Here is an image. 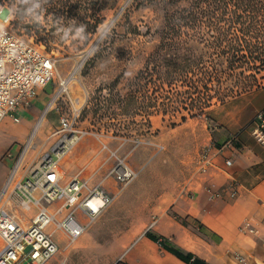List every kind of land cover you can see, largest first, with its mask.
I'll return each mask as SVG.
<instances>
[{"label":"crops","instance_id":"crops-1","mask_svg":"<svg viewBox=\"0 0 264 264\" xmlns=\"http://www.w3.org/2000/svg\"><path fill=\"white\" fill-rule=\"evenodd\" d=\"M86 97L87 94L78 97L76 105L83 104ZM36 105L41 109L44 106L40 93L21 112L22 118L25 113L31 114L32 120H26L29 132L34 113L39 110ZM54 106L50 105L48 113ZM261 111H264V85L212 107L209 113L212 123L209 119L195 122L192 117L179 123L173 128L176 140L193 145L183 146L185 156L168 167L170 175H161L164 185L156 190L144 189L127 206L124 218L115 217L103 223L102 217L112 208L116 196L70 246L68 238L58 232L60 250L47 264H242L235 258L236 252L247 256L252 264H264V141L255 132L256 116ZM56 129L46 138L50 140L48 147L39 149L41 155L38 151L28 160V152L36 143L33 139L22 162V173L51 150L55 142L51 136ZM200 135L207 140H199ZM25 142L16 150L10 149L14 156ZM46 142L42 141L41 147ZM210 142L215 144L213 164L206 171H199L200 154ZM103 143L76 169L75 158L82 156L88 146L86 141L79 142L62 162L63 182L81 173L91 186L101 183L108 193L115 194L119 184L111 174L115 164L108 161L110 155L102 158L104 146H109ZM191 149H195L194 155H187ZM228 159L232 161L230 165ZM3 160L10 164V171L13 161L6 157ZM210 183L221 192L219 197L213 198L207 191ZM233 190H237L236 196H231ZM246 220L257 228L256 233L241 231ZM148 233L159 238L153 239ZM173 249L190 254L191 258H182Z\"/></svg>","mask_w":264,"mask_h":264},{"label":"rangeland","instance_id":"rangeland-1","mask_svg":"<svg viewBox=\"0 0 264 264\" xmlns=\"http://www.w3.org/2000/svg\"><path fill=\"white\" fill-rule=\"evenodd\" d=\"M2 8L6 7H1L0 10ZM102 14L104 21L91 35L88 45L82 46L83 27L78 26L65 42L54 44L48 49L56 60V74L52 82L39 90L44 106L41 109L39 105H36L39 110L34 113L30 132L26 126V120H32L31 114L25 113L23 121L20 122H16L9 116L4 119L0 124V153L7 152L11 148L16 150L18 145L25 141L33 143L34 139L36 143L28 152V160L32 159L40 148L48 147L50 140L46 138L57 128L60 115L70 113L78 97L87 94L88 101L82 112L80 123L90 133L80 141V143L86 141L88 146L87 150L81 153L82 156L75 158L78 164L76 169L89 160L94 150L103 146L105 142L109 146L105 147L102 158L110 155L108 161H111V164H115L118 157L123 158L137 171V175L127 185L118 184L115 193L117 198L112 208L102 217L103 223H109L115 217L124 218L128 212L127 206L137 200L144 189L156 190L163 186L161 175H170L172 171L168 167L179 157L185 156L183 146H192L193 143L184 144L176 140V131L173 128L179 123L173 126L172 122L180 121L179 116L164 114L154 106H149L147 109L135 107L129 109L126 108L125 102L109 100L111 90L121 97L127 94L131 87V80L158 42V30L164 22L163 9L154 4L139 5L135 0H120L115 8L104 10ZM13 19L14 16H10V20ZM7 23L0 14V26ZM24 35L33 37L37 42L34 36L25 33ZM246 72L247 74L254 72L256 77L244 78L242 75L241 78L233 77L225 83L237 91L231 94L230 98L239 93L259 89L264 85V69L260 71L249 69ZM70 75H74L69 86L72 101L68 95L64 94L48 113V108L52 106L50 100L59 89L60 77ZM117 78L119 82L114 88L110 87ZM241 80H244L249 87L243 88V84L246 83H242ZM101 88H104L103 96L99 100L97 90ZM104 96L107 98L105 99ZM219 103L221 102L214 98L213 105L208 109L207 114L192 118H196L195 122L197 119H209L212 123L209 113L211 108H215ZM147 110L152 112L150 124L143 122L147 118ZM200 136L199 140H207V137ZM43 138L47 142L41 147ZM194 150L191 149L186 154L194 155ZM39 153L40 156L41 152ZM3 159L4 155L1 153L0 186L10 167L6 159ZM164 168H167L166 173L163 171ZM25 216V219L29 220L32 213Z\"/></svg>","mask_w":264,"mask_h":264},{"label":"trees","instance_id":"trees-1","mask_svg":"<svg viewBox=\"0 0 264 264\" xmlns=\"http://www.w3.org/2000/svg\"><path fill=\"white\" fill-rule=\"evenodd\" d=\"M119 1L0 0V8H8L19 32L34 36L48 50L65 42L78 26L83 27L82 46L88 45L104 21L102 12L115 8ZM135 1L162 8L164 22L158 30V42L131 80L127 94L121 97L111 90V102L120 100L129 109L154 106L164 114L179 116L180 121L172 122L174 126L207 114L214 98L221 103L233 98L229 96L237 91L225 84L228 80L242 75L256 77L246 71L264 69V0ZM118 82L119 78L110 87ZM244 87L249 86L246 83ZM103 89L97 90L99 100ZM151 115L147 110L143 122L150 124Z\"/></svg>","mask_w":264,"mask_h":264},{"label":"built area","instance_id":"built-area-1","mask_svg":"<svg viewBox=\"0 0 264 264\" xmlns=\"http://www.w3.org/2000/svg\"><path fill=\"white\" fill-rule=\"evenodd\" d=\"M5 22L8 23L0 26V123L8 116L20 122L22 110L33 103L39 89L52 82L56 74V60L46 46L16 30L9 15ZM73 78L74 75L60 77L52 105L64 94L72 101L69 86ZM87 101L88 97L83 104L74 105L70 113L61 115L59 127L51 136L55 137L51 150L24 173L22 162L32 142L27 141L17 156L10 149L5 152L4 157L13 161V165L0 188V264H47L60 250L58 232L72 245L113 203L115 194L108 193L101 183L91 186L81 173L63 182V160L90 133L80 123ZM256 122L255 132L264 141V111L257 114ZM214 147V142H210L203 148L199 171H206L213 164ZM226 162L232 163L230 159ZM111 174L125 186L137 171L118 157ZM206 188L213 198L221 195L214 183ZM236 194L237 190L231 192V196ZM30 213L31 219L26 220L25 214ZM240 229L257 232L248 220ZM235 258L242 264H252L239 252Z\"/></svg>","mask_w":264,"mask_h":264},{"label":"water","instance_id":"water-1","mask_svg":"<svg viewBox=\"0 0 264 264\" xmlns=\"http://www.w3.org/2000/svg\"><path fill=\"white\" fill-rule=\"evenodd\" d=\"M0 14H1V16H2L3 18H7L8 15H9V11H8L7 8H2V9L0 10Z\"/></svg>","mask_w":264,"mask_h":264},{"label":"bare ground","instance_id":"bare-ground-1","mask_svg":"<svg viewBox=\"0 0 264 264\" xmlns=\"http://www.w3.org/2000/svg\"><path fill=\"white\" fill-rule=\"evenodd\" d=\"M110 25V24H109ZM109 25H108V27H109ZM92 50V49H91Z\"/></svg>","mask_w":264,"mask_h":264}]
</instances>
